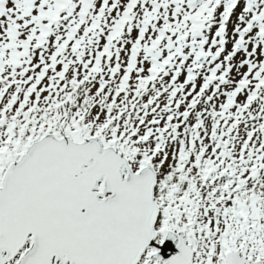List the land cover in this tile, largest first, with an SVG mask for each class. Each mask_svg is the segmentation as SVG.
Returning a JSON list of instances; mask_svg holds the SVG:
<instances>
[{"label":"snow or ice","instance_id":"6c2138e0","mask_svg":"<svg viewBox=\"0 0 264 264\" xmlns=\"http://www.w3.org/2000/svg\"><path fill=\"white\" fill-rule=\"evenodd\" d=\"M0 264H264V0H0Z\"/></svg>","mask_w":264,"mask_h":264}]
</instances>
